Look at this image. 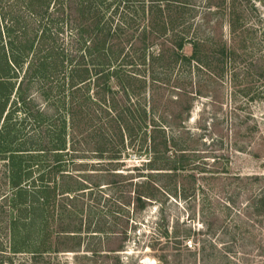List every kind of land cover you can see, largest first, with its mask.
I'll use <instances>...</instances> for the list:
<instances>
[{"label":"trees","instance_id":"obj_1","mask_svg":"<svg viewBox=\"0 0 264 264\" xmlns=\"http://www.w3.org/2000/svg\"><path fill=\"white\" fill-rule=\"evenodd\" d=\"M193 8L202 9L200 20L187 14ZM244 9V0H201L199 4L195 0H0V154L6 159L5 181L13 189L10 206L25 213L11 217V236L39 233L31 247L17 246L19 239L12 240V251L31 248L40 254L48 249L40 244L49 233V203L105 184L126 192V204L137 210L158 188L171 185L157 184L161 176L172 182L170 191L176 194L179 188L184 197V179L192 183L200 178L201 185L211 188L220 180L223 191L231 181L222 179L247 178L245 217L264 218V173L240 177L214 169L197 175L186 137L176 125L163 124V120L174 123L182 111L169 113L164 107L159 112L153 93L141 102V84L136 85L145 81L139 76L145 64L152 71L157 66L169 71L193 61L197 69H213L208 39L198 32L212 13L225 17L235 32ZM186 43L192 46L188 55L182 51ZM153 44H159L157 51L147 53ZM218 47L222 54L232 52L224 42ZM27 117L33 131L25 140L20 138L18 121ZM76 130H92L91 150L110 165L99 163L96 172L85 171L81 178H74L79 183L74 187L69 183L74 177L69 163L74 150L70 157L65 155ZM127 138L149 153L142 163L149 170L137 179L111 167V159L118 156ZM203 194L214 201L205 220L208 230L223 228L224 212L233 208L236 199L232 193L225 198ZM102 224L94 230L104 232Z\"/></svg>","mask_w":264,"mask_h":264},{"label":"rangeland","instance_id":"obj_2","mask_svg":"<svg viewBox=\"0 0 264 264\" xmlns=\"http://www.w3.org/2000/svg\"><path fill=\"white\" fill-rule=\"evenodd\" d=\"M195 1L199 4L201 0ZM244 4L235 32L230 31L220 13L209 15L198 32L208 39L213 69H197L193 61H184L169 71L159 66L152 71L145 64L139 75L145 78V86L142 87L144 82H136L141 84V102L153 93L159 112L164 107L169 113L182 111L174 123L163 120V124L176 125L182 138L186 137L193 148L191 157L199 176L214 169L240 177L264 173V0H244ZM108 10L107 14L111 12ZM201 10L193 8L187 14L200 20ZM191 33L192 29L188 35ZM220 42L232 52L220 53ZM158 45H150L147 53L156 52ZM191 50V43L182 49L187 55ZM30 91L34 95V87ZM36 97L43 101L39 93ZM20 121V138L27 140L33 131L29 118ZM91 132L76 130L68 143L65 157L74 150L73 162H69L74 176L69 180L71 186L79 184L76 179L85 171L96 172L99 163L110 165L91 150ZM138 148L125 139L118 156L111 159L114 171L134 179L147 172L148 166L142 163L149 153ZM3 156L0 154V264H264V218L251 214L247 219L243 209L247 178L222 179L231 181L225 183L223 191L220 180L211 188L206 183L201 185L200 178L192 183L184 179V197L179 188L176 194L170 191L172 182L161 176L157 184L171 185L158 188L155 196L137 210L126 204L127 194L120 192L117 185L101 184L84 193L72 192L69 197L74 198L57 199L47 206L49 233L40 244L48 248L45 252L34 253L31 248L12 251V240L19 239L17 246L31 247L39 233L32 230L27 237L21 233H15V239L11 236V217L25 213L10 206L13 189L5 181ZM203 193L211 198L216 197L214 193L221 198L232 193L236 199L233 208L224 212L223 228L208 230L205 220L210 218L214 201L209 202ZM101 223L105 231H95Z\"/></svg>","mask_w":264,"mask_h":264}]
</instances>
